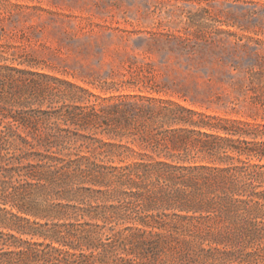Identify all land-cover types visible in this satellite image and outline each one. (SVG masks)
Wrapping results in <instances>:
<instances>
[{
    "label": "trees",
    "instance_id": "16d2710c",
    "mask_svg": "<svg viewBox=\"0 0 264 264\" xmlns=\"http://www.w3.org/2000/svg\"><path fill=\"white\" fill-rule=\"evenodd\" d=\"M4 59L0 264H264V114L101 95Z\"/></svg>",
    "mask_w": 264,
    "mask_h": 264
},
{
    "label": "rangeland",
    "instance_id": "374dc122",
    "mask_svg": "<svg viewBox=\"0 0 264 264\" xmlns=\"http://www.w3.org/2000/svg\"><path fill=\"white\" fill-rule=\"evenodd\" d=\"M0 52L101 95L264 114V0H0Z\"/></svg>",
    "mask_w": 264,
    "mask_h": 264
}]
</instances>
